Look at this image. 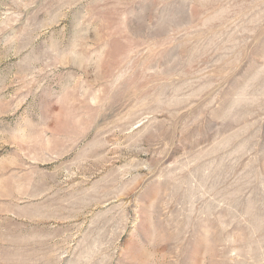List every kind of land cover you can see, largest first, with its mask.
I'll return each instance as SVG.
<instances>
[{
	"label": "rangeland",
	"instance_id": "rangeland-1",
	"mask_svg": "<svg viewBox=\"0 0 264 264\" xmlns=\"http://www.w3.org/2000/svg\"><path fill=\"white\" fill-rule=\"evenodd\" d=\"M0 264H264V0H0Z\"/></svg>",
	"mask_w": 264,
	"mask_h": 264
}]
</instances>
